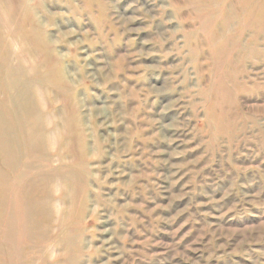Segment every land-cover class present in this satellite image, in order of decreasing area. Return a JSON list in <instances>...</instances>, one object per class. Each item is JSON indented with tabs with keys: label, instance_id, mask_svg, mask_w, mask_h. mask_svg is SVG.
Masks as SVG:
<instances>
[{
	"label": "rangeland",
	"instance_id": "obj_1",
	"mask_svg": "<svg viewBox=\"0 0 264 264\" xmlns=\"http://www.w3.org/2000/svg\"><path fill=\"white\" fill-rule=\"evenodd\" d=\"M0 264H264V0H0Z\"/></svg>",
	"mask_w": 264,
	"mask_h": 264
},
{
	"label": "bare ground",
	"instance_id": "obj_2",
	"mask_svg": "<svg viewBox=\"0 0 264 264\" xmlns=\"http://www.w3.org/2000/svg\"><path fill=\"white\" fill-rule=\"evenodd\" d=\"M30 154H28L27 156H29Z\"/></svg>",
	"mask_w": 264,
	"mask_h": 264
}]
</instances>
